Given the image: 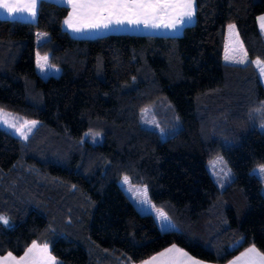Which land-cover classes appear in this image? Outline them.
<instances>
[{
  "label": "trees",
  "instance_id": "obj_1",
  "mask_svg": "<svg viewBox=\"0 0 264 264\" xmlns=\"http://www.w3.org/2000/svg\"><path fill=\"white\" fill-rule=\"evenodd\" d=\"M196 3V22L178 36L75 38L63 28L68 7L47 0L35 22L0 18V109L40 121L26 143L0 127V216L10 221H0L1 256L20 257L33 242L59 264H139L158 253L162 233L140 237L148 222L123 176L147 188L174 222L172 243L193 257L226 264L250 246L264 254L263 182L253 173L264 164V85L253 63H264V0ZM229 24L245 64L224 60ZM37 52L60 74L42 76ZM146 113L154 127L143 125ZM218 151L233 176L223 189L208 168ZM37 203L81 228L89 246L55 229Z\"/></svg>",
  "mask_w": 264,
  "mask_h": 264
},
{
  "label": "crops",
  "instance_id": "obj_2",
  "mask_svg": "<svg viewBox=\"0 0 264 264\" xmlns=\"http://www.w3.org/2000/svg\"><path fill=\"white\" fill-rule=\"evenodd\" d=\"M42 0H38L37 6H36V16L35 18H32L29 15V10H26L23 13H16V14H9L6 10H0V18L1 19H10V20H22V21H27V22H35L38 16V5ZM54 2L59 5H63L68 7V15L63 21V28L65 31H67L72 37L75 38H96L100 36H104L107 34H119V33H129V34H151V35H164V36H178L181 35L184 31V29L188 26L193 25L196 22V12H197V3L196 0H192L193 3V15L191 19H188L187 17H183V22H178L175 28L172 27H165L164 24L170 23L171 22V17L172 16H177L183 9H178L175 12L171 9L168 10V14L158 12L157 15L163 17V19H157L154 21V23L159 24V27H154L153 21H150L147 26H145L144 23L140 24H129L127 20L123 24H118L116 23V18H112V22L109 23L107 19H103L101 21V24H108V27H99V28H85L83 31L76 32L74 31L71 27H69L67 24H65V20L68 19L69 13L72 12V8L70 5L66 3V0H47ZM21 4H26L28 0H19ZM105 17L108 16V13L105 12L103 14ZM264 17V14L259 15L257 18L258 26L264 35V28L261 27V20L260 18ZM121 19L124 17L121 16ZM233 26V25H232ZM228 28V27H227ZM234 32L237 34L239 40H235V37L232 34V37L229 38L227 37L226 34V44H225V52H224V60L228 63L231 64H245L248 62V56L245 51L243 42L240 38V35L238 33V30L236 26L232 28ZM227 32V30H226ZM227 57V59H226ZM243 59L245 62L244 63H238L237 61ZM256 61H259L260 63H255ZM254 66L256 70L262 71L264 69V63L260 60H254L253 61ZM259 75L261 77V80L264 85V80L262 74ZM159 233V232H158ZM162 233V232H161ZM162 238L160 239V244H161V250L148 258L147 260L143 261L142 263L139 264H145V262H148V264H188V261L181 255L180 252H168L165 254V256L161 257L159 254L162 252H165L166 249L172 248L173 245L176 246L177 249L183 250V252L187 253L188 256L192 257L193 259L197 260L200 262V264H215L212 262H206L199 260L192 255H190L187 251L182 249L180 246L177 244L172 243L173 238L175 236L174 232L171 235L165 236L164 238L163 234H161ZM36 247L33 248L32 252L29 253L28 259L26 264H50V261L48 259L49 255L51 257H54V255L51 252L50 247L46 243H39L35 242ZM44 245H47V252L43 250ZM33 243L27 248L25 251L28 252L29 248H32ZM255 248L259 253L260 250L256 248L255 246H250L247 247L245 250H243L240 254L235 256L232 260L227 262L226 264H260L258 258L253 254V253H248V249L250 248ZM25 253L20 256L16 257L15 255H11V257H8V254L6 255H0V258L3 257H8L7 261L3 262V264H17V261H20V258L25 255ZM13 257L15 259H13ZM155 257V259H153ZM21 264H24V262H21ZM55 264H59L58 260L55 258Z\"/></svg>",
  "mask_w": 264,
  "mask_h": 264
},
{
  "label": "snow or ice",
  "instance_id": "obj_3",
  "mask_svg": "<svg viewBox=\"0 0 264 264\" xmlns=\"http://www.w3.org/2000/svg\"><path fill=\"white\" fill-rule=\"evenodd\" d=\"M38 0H28L26 4H21L19 0H0V10H6L9 14L23 13L26 10H29V15L32 18L36 16V6ZM66 3L71 6L72 12L69 13L68 19L65 20V24L71 27L74 31L80 32L85 28H99L101 26L108 27V24H101L103 19H107L109 23L112 22V18H116V23L123 24L125 20L129 24H140L144 23L145 26L148 25L150 21H153L154 27H159V24L154 23L157 19H163V17L158 16V12L168 14V10L171 9L174 12L178 9H183L177 16L171 17V22L164 24L165 27L175 28L178 22H183V17L191 19L193 15V3L192 0H66ZM107 12L108 16L105 17L103 14ZM124 18L121 19L120 17ZM261 27L264 28V17L260 18ZM230 29L234 26H229ZM45 61L47 57H43ZM227 59V57H226ZM238 63H244L243 59L237 61ZM255 63H260L256 61ZM264 71V69H262ZM6 115L3 110H0V118ZM7 123V121H4ZM35 121H24V125L35 126ZM16 127L15 124L11 125ZM21 131V129H17ZM21 135L24 133L21 131ZM26 138V137H25ZM222 161V158H220ZM216 162H213V167ZM228 173L226 172L225 175ZM259 174L264 176V166H261L259 169ZM127 180V178H125ZM164 219H167L163 213H159ZM0 221L4 224L8 223L6 217L0 216ZM36 247V243L33 242L32 248L28 249V252L25 253L23 257L20 258V261H17V264L24 262L26 264L29 253L32 252L33 248ZM43 250L47 252V245H44ZM180 252L181 255L188 261V264H200L199 261L188 256L187 253L183 250L177 249L175 245L170 249H166L165 252L160 253L161 257L165 256L168 252ZM248 253H253L259 260L260 264H264V254L259 253L254 247L248 249ZM11 253L8 254V257H11ZM8 257L0 258V264L7 261ZM13 259H15L13 257ZM50 264H55V257H48ZM155 259V257L153 258ZM148 264V262H145Z\"/></svg>",
  "mask_w": 264,
  "mask_h": 264
},
{
  "label": "rangeland",
  "instance_id": "obj_4",
  "mask_svg": "<svg viewBox=\"0 0 264 264\" xmlns=\"http://www.w3.org/2000/svg\"><path fill=\"white\" fill-rule=\"evenodd\" d=\"M234 26V24H229L227 27V37L231 38L232 34L235 37V40H239L237 34L230 29L229 26ZM44 36V33H40L38 36V40H40ZM43 57H47V60L45 61L42 59ZM36 68L37 71L44 77H47L49 75H59L61 72V69L59 66L54 65L49 60V54L48 53H36ZM260 74L263 76L264 80V71H259ZM99 75L102 76V72L99 71ZM1 110V109H0ZM3 112L6 114L2 118H0V127L4 128L8 131H10L13 135L17 136L23 143H26L29 138L33 135V133L36 131V129L40 126V121L38 120H31L27 119L20 114H16L12 111L3 110ZM7 121L5 123L4 121ZM24 121H35V126L31 125H24ZM143 125L146 127H154V119L150 118V116L146 113L145 116L142 118ZM15 124L16 127H12L11 125ZM264 129V124L262 126ZM17 129H21V131L24 133V135H21V131H18ZM91 135L90 131H87L84 134V138L88 139ZM26 137V138H25ZM102 138V132L96 133L93 135V141L98 142ZM165 138V137H164ZM222 158V161L220 160ZM213 162L215 163V166L213 167ZM261 166H264V164L258 165L253 169V173L259 176L263 182V194H264V176L259 174V169ZM208 168L211 173V176L213 177L214 181L218 184L220 188L226 187L232 180V171L230 167L227 165L225 159L223 158L222 152L218 151L213 155L212 158H210L208 162ZM228 173L225 175V173ZM127 178V180H125ZM119 184L121 187L125 190L127 195L129 196L135 212L140 215L141 217L145 218L143 221H147L148 224L144 227V230L140 233L141 238H147L153 233H156L159 231L162 232L164 238L165 236L171 235L174 232V222L167 216L165 211L158 206L154 202H152L148 190L145 186L133 184L129 178V176H123L119 179ZM34 206H37L39 210H41L44 214L48 215V217L52 220L53 226L55 229H61L62 233H66L71 235L75 240H77L82 246L88 247L90 240L88 237V234L82 232L81 228L71 226L66 223V221L63 219L62 213L58 211H53L52 207L47 205H41V204H35ZM159 213H163L164 216L167 217V219H164L162 216L159 215ZM5 217V216H3ZM7 218V217H6ZM8 223L10 224L9 219L7 218ZM70 219H68L69 221ZM141 223L138 219L134 220L131 225H137L139 226Z\"/></svg>",
  "mask_w": 264,
  "mask_h": 264
}]
</instances>
